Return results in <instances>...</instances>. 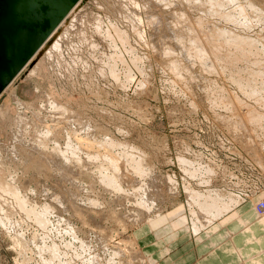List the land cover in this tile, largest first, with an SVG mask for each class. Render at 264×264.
Returning a JSON list of instances; mask_svg holds the SVG:
<instances>
[{"label": "rangeland", "instance_id": "374dc122", "mask_svg": "<svg viewBox=\"0 0 264 264\" xmlns=\"http://www.w3.org/2000/svg\"><path fill=\"white\" fill-rule=\"evenodd\" d=\"M79 1L80 0H62V2L59 4L61 5L59 6V14L62 13L61 11L69 2L71 3L66 7L63 12L65 14L60 17L53 30L42 41L38 49L45 43L51 33L58 27V25L63 21V19ZM179 1L180 0H166V3L168 2L167 5L157 0H84L81 5V16L78 17L75 21L76 25L75 23H73L68 30H66L67 27L60 30L58 46L55 49L53 48L48 55H45L43 58H37L35 61H33V63H30L28 67H26L23 72L19 74L23 67H25L24 65L18 72L19 75L17 74L18 77L14 80L15 82H13L8 87V89H6L0 96V159H2V161L5 163V165L0 168V186L3 187L10 185L14 187V185H16V187H23V185H29L28 189L32 190L33 188H35L33 190H38V199H45L46 196L48 197L46 198V200L40 199L42 203H54L57 211L56 214L58 213L61 214L64 218L66 217L65 219L71 222V228L76 227V229L78 230L77 231L74 228L75 234H77V239L75 238L76 236H74L75 234H73L72 230H68L67 224L65 222H61L59 224V228L58 219L53 216H51V220H53L52 222L55 223V226L58 227H56L58 230L56 231L53 229L52 232H49V229L47 233L48 235L46 234L45 236L49 237V241L51 240L53 242H56L58 245H61L62 251L66 253L68 252L67 255L68 257H70V260L74 262V264H85L82 260H79L78 254L82 255L83 258H89L96 255H99V257L102 256V263L105 264V255L102 254L103 249L102 245H100L101 240L98 239L100 234L98 238L96 237L98 233H101V230L104 229L103 231H107L110 234L113 229H118L117 231L120 234H116L118 237H115L114 240L116 241L113 242L118 243L119 241H121L119 243L125 246V244H127L125 243L127 239L133 237V231L136 229L135 227L148 221L145 219H141V221L135 223L134 219L128 216V218L130 219L129 220L125 216L124 212V216L126 218L121 215L124 227L121 226V228H119V226L117 227L115 223H111L112 221L105 222L104 220L101 223V220H94L88 217L91 213L94 215L96 213V210L102 213L103 210L101 209L104 207H108L109 209L114 207H116V209L119 208V204L116 203L118 202L116 195H114L113 193L110 194V191H108L110 193L107 192V189L100 180V176L96 174L97 169L99 166H101L100 164H102L103 160L93 159L94 161H90L88 163V154L94 155V153H100L104 155L105 153H108L110 151V154L114 153L112 155L116 156V158L119 160L118 164L121 170L124 169L123 167H125L129 171H131L132 168L130 170V167H128L127 160L125 161L124 158L118 157L117 154H122L123 150H126L131 158L136 157L137 160L143 159L145 167L149 169V171H153V179L156 181L155 182L153 180L152 182V179H149L150 181L147 180L148 182L145 185L147 189L149 187L151 191L154 192V190L152 189L153 187L157 192V194L155 193L154 195H157L158 197L156 198L157 200L155 199L156 205L158 207L155 206L154 211H152L154 213L151 212L150 214L152 216H155L154 214H161L163 216L162 219H166L169 214L171 217L173 212H177L178 208L180 209V211H178L179 213H182L183 210V212L186 214V217H191L188 211L189 209L186 206L185 198H187V196H184L183 190L184 183H188L189 180L192 181V183H196V180L197 183H206L210 181L211 184L214 183L213 187L219 189L220 192H225L223 190L237 189V193L242 194V196L247 195L248 199H253L260 194H264V173L262 172V170L264 169L261 167L263 166L262 164L264 163V159H256L257 157L258 159L260 158L256 154V152L261 156L260 159L264 158V145H262L264 144V121H262V119L264 120V118L262 117V115L264 116V105H262L264 101L259 99H264V78H262L263 76L261 77L263 83L260 82L261 79L259 78V76L263 75L264 73V63H262L264 62V59H262L264 58V49H262L264 48V25H258L257 28L255 27L252 31L250 30V32L247 31L246 33L245 31L237 29L239 30L237 32L248 34L253 38L259 36V38L262 39L263 37L262 42H259L260 45L259 43H257V48L255 46L253 47V54H255L256 56L259 54V57L257 59L253 54H251L248 57L249 62H247L245 59L238 61L239 63H241L240 65L238 62L237 64H230L225 62V65H222V67L224 68H221L219 71H215L217 73L210 72L203 66V62L199 60L196 53L197 50L195 49L196 46H193V44L195 43L187 41L189 38L187 39L186 36L189 31L187 30V32H184L185 28H183L181 24V18L184 19V17L188 15L195 19L196 22H199V18H203L205 21L210 19L212 20L213 18L207 16L206 13H202L199 7L195 6V4H191L193 3L192 0H185V2L183 0H181L180 2ZM255 1L262 8H264V0ZM187 2H189L190 4ZM164 6H166L167 8L165 7L166 9H164ZM5 7H7L6 3L0 0V20L3 18L4 14L1 13H3ZM8 10L9 9L7 8L6 11ZM34 12L38 13L39 11ZM33 13L32 15L35 14ZM152 14L154 17H160V21L162 22L161 26L157 23H155V25L149 23L148 18ZM205 16L207 17V19ZM212 21H214V23H216L220 27L226 25L221 22L220 19H213ZM19 22L22 23V21ZM36 25H38L37 22ZM17 26H20L19 23H14L12 25V32L17 31V28H27V24H25V26L21 25V27ZM111 29H115L116 31L118 29L119 33H122V31H124L123 35L125 37V40L117 38L115 36L112 37L110 34H108L107 31ZM202 29L201 26H197L196 32L197 30H199V32L202 33ZM209 29L204 28V30H206L204 32L207 33ZM231 29L236 28L232 27ZM180 33L182 35L185 33L184 41L175 39V36L177 34L179 35ZM54 42L56 41L52 40L50 46H52ZM222 42L224 43V41H220L218 45H223ZM126 44H128L129 46ZM191 46L193 47V50ZM129 48L130 50L132 49L134 51L133 55L132 51H129ZM38 49L33 52L27 63L31 60V58L34 57ZM190 49L192 51V57L190 55ZM168 53L169 55H167ZM220 53L224 52L220 51ZM118 56L120 57L118 58ZM221 56L226 57L225 54ZM196 58H198V61L196 60ZM120 59L123 61H121ZM133 60L135 61L133 62ZM254 61H258V63H254ZM132 62H136V65ZM227 64H229V68H231V65H233L231 68L232 71L228 69ZM246 64L249 65V69L248 65ZM114 65H116V68H114ZM235 66L237 68H235ZM257 66L259 68L261 66L262 70ZM233 69H235L236 72L235 70L233 71ZM251 70H255V72H251ZM260 70L262 74L258 73V75L260 74L259 76L255 75V73L260 72ZM110 71L115 72L114 74H111ZM116 71L118 74L116 73ZM226 71L229 75H227ZM242 71H246V74L250 75L248 76L246 74H239L243 73ZM253 72L254 76H258V79L256 77H253L251 79L250 76H252L251 73ZM32 73L33 75H31ZM125 73L127 75H131V77L129 79H126L127 75ZM236 75H240L239 78H241L244 83H248L249 81L255 82L257 79V81L255 82V86L258 87V91H262V94L260 93L258 95V93L256 92V97V95H254L255 93L251 92V94L249 92V89H245L246 91H244V89H242L240 86H237L238 84H236V81L234 80L235 77H237ZM258 84L261 86V88L260 86H258ZM3 90L4 89H2L0 93ZM243 91L245 94H247L248 91L250 95H254L255 97L253 96L252 98V96L248 94L245 95L243 94ZM254 98L256 100L259 99L257 100V102H259L262 107L258 103H256V100ZM51 102H54L58 105H51ZM54 106H58L61 110L54 108ZM61 106L65 108V111ZM251 107L252 110H256V112H254L256 113V115L252 113L253 111L249 112V110H251ZM54 110H56L57 112ZM259 113L262 115H260ZM249 114H251L250 116H253L250 117ZM258 114L261 118L257 116ZM238 117L241 118L237 120ZM246 117H249L248 120ZM253 117L255 118L256 123L253 121ZM256 118L258 120H256ZM243 119L245 120L243 121ZM258 121L261 122V125H259ZM55 127L58 129H56ZM235 128H237V131H239L237 132ZM58 131H60L61 133H58ZM70 134L74 136V138L71 136V140L75 139L74 141L72 140L73 142L76 141V137L80 136L83 138L89 137L88 139L91 142L95 143L93 148H85L86 150H88H85L87 154L84 152L80 155L81 160L85 164H88L87 170H85L87 174H85V171H83L80 167H76V169L78 168L79 172L74 168H72L73 170L71 169L72 180L75 179L76 182L74 183V185H72L73 182L71 183L70 181L61 179L64 170V168L62 167V163H59L57 168L55 167L54 169H52V172H55L53 175L49 166V162L48 160L46 161V156L44 155L45 151L46 154H49L51 152V147L55 145L54 143L56 142V139L57 142H59L60 145L64 147ZM44 135L45 137H43ZM44 138H48L49 141ZM45 140L46 142H44ZM106 140L110 141L111 144L114 142V144L121 145L122 147H117L116 149H114V152L110 148H107L106 150V148H104V142ZM250 141L254 142L250 143ZM36 143L37 148H35ZM247 143L253 145L255 144L254 147L251 146L252 149L254 148V151H256L254 152L255 155H253L254 153L250 154L247 152ZM37 150L39 151L37 152ZM29 151L33 152H30L32 155H29ZM42 153L45 156L44 158L42 155H40ZM29 156H31L32 160ZM33 156L35 157V159ZM185 157L186 161H192L191 163H194L192 165L193 168L191 166L190 169V167L188 166L189 168L187 169V165L184 164L185 162L183 163L184 159H182ZM37 158H40V161ZM33 159L36 160L35 163ZM57 159L59 160V158ZM178 160H180L182 163ZM256 160L258 161V165L260 166L255 163ZM261 161L263 162L262 164ZM42 162L44 163L46 168H44V166L40 167V165H38ZM33 163L36 165V167H34L35 165ZM104 163H106L105 165H108L107 162L104 161L103 164ZM198 163H200V166L198 165ZM90 164L92 165L90 166V170L88 171V166ZM201 165L205 166L201 167ZM47 166L49 168H47ZM207 167V172L212 171L213 174L209 173L207 177L204 178L206 174L202 172H204ZM186 169L188 171L189 169L190 171L192 170L191 172L197 171L198 169V174H201L199 177L200 179L191 178ZM44 170L46 174L44 173ZM81 170L83 172H80ZM57 171L58 175L56 174ZM183 171L188 174L190 179H187L189 177L187 176V174L185 175ZM90 172L92 173V175ZM132 173L133 171L127 172V175L131 177L134 176L133 178H135L136 175H133ZM51 175L54 177H51ZM96 176H99V180ZM13 177L16 178L14 179ZM82 177L84 179L86 178L85 180H83L84 182L82 181ZM168 177L171 178V180L175 181L173 184L176 183L178 186L179 192L175 197L174 195H171L170 192H167L166 183L169 184ZM26 179L27 181L25 182ZM55 179L56 181L58 179V181L56 182ZM76 180H79L80 182H77ZM16 181H18V183ZM64 181L66 183H64ZM51 182L52 184L54 182L55 185H51ZM92 182L95 184H93ZM98 182H100L101 184ZM90 185L95 188L93 192L91 190L93 189V187ZM156 185H158V187ZM73 186L76 187L74 188ZM159 186L161 188H159ZM2 190L3 188H0V210L3 211L2 213L0 211V218L2 217L1 219H3V222L0 223V264H17V262H19L18 260H20L21 257L19 256V252H17L18 249L14 247V244L5 228L7 225L5 222L9 220L5 217L6 214L12 213V221L15 222V220H20L22 223L26 224L21 225H23L24 235L29 241L32 240L33 234L37 232L41 235V237H44V232L43 230H41L42 228L38 230L39 226L35 222H31V220L29 221L28 218H23L25 221L20 218L22 217V214L19 213L16 208H14L13 196L11 198L10 194L4 193L5 190ZM42 190L43 192L45 191V194L42 192ZM66 190L70 191H67L66 193ZM76 190H78V192L80 191V194L78 193L80 196L77 194V192H75ZM95 190H97V194ZM160 190H162L163 192H161ZM46 192L48 193V195ZM72 192L74 194H72ZM90 192L92 194H90ZM40 193L43 194L41 195ZM87 193L88 197L85 196ZM31 194L32 193H29V196ZM57 194H59L60 196ZM71 194L74 195L77 200H75V197ZM160 194L163 196L162 199V196ZM52 196H56V198L58 197L60 199L62 196V201H52L50 199V197ZM30 197L33 198L34 195H31ZM115 198L116 202L114 200ZM263 198L264 195L261 199ZM48 199L50 201H48ZM94 199L99 203H102L103 206L101 208L91 207L89 205V201H95ZM72 201H76L77 203L81 202L78 203L80 205H83L85 203L84 206H87V209L83 206L82 208L81 206L79 207L84 211L86 209L85 212L88 211L89 215L85 212L84 214L86 215L85 217L87 219H91L90 221H88L89 224L84 225L83 222H80L82 220L78 221V218L80 217L77 215H73L72 212V215L70 212H64L63 206L67 207L72 203ZM112 201H114L115 203H113ZM56 203L60 204L57 205ZM108 203L110 204V206L108 205ZM179 203L182 204L180 205V207L178 206ZM122 204H125L128 210L131 209L129 210V214L130 212H132L133 216V213L135 212L134 210L136 208L133 206L134 209L132 210L133 207L130 203ZM128 204L131 206V208H129ZM71 205H73V203ZM58 206H60L59 208H61V210H59ZM159 207H162V211ZM158 209H160V212H158ZM10 210H12V212ZM15 210H17L18 212L16 213ZM90 210L93 212H91ZM101 213H99L98 216H100ZM94 216L96 218L97 214H95ZM4 217L6 218V220ZM173 219L178 220V217L175 215L173 216ZM93 220L94 222L98 223H96L97 227L101 230H98L96 224L94 225ZM34 223L36 225H34ZM2 224L5 225V227H3ZM81 224H83L84 227ZM55 226L51 228H55ZM77 227L81 229V232ZM88 227L90 231H85L89 230ZM8 228L9 230L13 229L18 231L21 229V227H17L15 225L11 226L10 224ZM93 230L95 231V233ZM114 230L112 231V233H114L115 235ZM67 231L68 233L71 231L72 234H68ZM86 232L88 235H86ZM84 234L87 241L86 243H90L89 247L86 248H84L79 241V238L85 239ZM69 235L70 237L73 235L74 238H70ZM63 243H70L72 244V247L68 248L66 247V245H63ZM32 244L33 243H30L29 246L30 253L32 255H36V253L38 252V256L36 255L37 257H35V259L30 264H39L40 261L38 260H40V249L36 248L35 245ZM74 247H76L77 250ZM90 249H92L91 253L89 251ZM72 250L74 251L72 252ZM76 253L77 255H75ZM71 255H73L74 259ZM134 256L135 254L132 253V257ZM108 258L109 257H107V259Z\"/></svg>", "mask_w": 264, "mask_h": 264}, {"label": "bare ground", "instance_id": "6f19581e", "mask_svg": "<svg viewBox=\"0 0 264 264\" xmlns=\"http://www.w3.org/2000/svg\"><path fill=\"white\" fill-rule=\"evenodd\" d=\"M4 3H6V5H7V7H5L4 8V11H3V13H1V14H4L3 15V18L0 20V84L1 83H5V80L7 79V77L9 76H7L6 77V79L5 80H3L4 78L2 77L3 75H2V72H4V71H8L9 70V72H7V74H10V73H12L15 69H17L18 67H19V65L17 66H15V67H13L14 65H15V62H16V60H17V64H22L24 61H25V59L32 53V51H31V53L30 54H28L29 52H30V50L32 49V47L36 44V42L43 36V34L47 31V29L53 24V21L55 20V17H56V13H57V10L59 9V6H61V5H59L61 2H62V0H2ZM150 1V0H149ZM157 1H159V2H162V3H164V4H167L166 3V0H157ZM171 1V0H170ZM181 1V0H180ZM179 1V2H180ZM184 2H185V0H183ZM182 1V2H183ZM189 1H191V0H189ZM193 1V3H191V4H195V6H197V7H199V9L201 10V12L202 13H206V15L207 16H209V17H212L213 19H220L221 20V22H223L224 24H226L225 26H219V25H217L216 23H214V21H212L211 19L210 20H207V21H205L203 18H199V22H196L195 21V19H193L191 16H188V15H186V17H184V19H182L181 18V24H182V26H183V28H185L183 31L184 32H187V30L189 31L188 32V34H189V36H188V34H187V41H190V42H194L195 44H193V46L195 47V49L197 50V56H198V58H199V60H201L202 62H200V63H202V64H204L203 66L206 68V70H208V71H210V72H215V71H219L221 68H224V67H222V65L225 63V62H227V63H230V64H237V62L238 61H240V60H242V59H245L247 62H249L248 61V57H249V55H251V54H253V50H254V46L257 48V43H259V42H262V40H263V37H262V39L261 38H259V36L258 37H255V38H253V37H250L248 34H245L247 31H249L250 32V30L252 31L253 30V28H257V26L258 25H264V8H262L255 0H192ZM84 2V0H80L72 9H71V11L68 13V15L63 19V21L58 25V27L51 33V35L48 37V39L45 41V43L36 51V53H35V55H34V57L33 58H31V60L27 63V64H25V67H23V69L19 72V74L21 73V72H23V70L26 68V67H28V65L30 64V63H33V61H35L37 58L39 59V58H43L45 55H48L49 53H50V51L54 48H56L57 46H58V41H59V33H60V30L61 29H65L66 27H67V29L66 30H68L69 29V27H71V25L73 24V23H75V21L77 20V18L78 17H80L81 16V13H82V11H81V5H82V3ZM156 2V1H155ZM71 2H69L66 6H65V8L63 9V11H62V13L58 16L59 18L58 19H60V17L63 15V14H65V13H63L64 12V10L66 9V7L70 4ZM153 3V2H152ZM187 3H189V2H187ZM261 3V2H260ZM150 4H151V2H150ZM174 4V3H173ZM190 4V3H189ZM161 5V4H160ZM168 5V4H167ZM194 6V5H193ZM166 6H164V9H166L165 8ZM7 8L9 9L8 11H6L7 10ZM197 9V8H196ZM34 11H39L40 12V15H38V18H45L44 19V23H43V25L45 24L46 26L44 27V28H36V27H34V31L32 32V31H29L28 32V34H32V35H30L29 36V38L28 39H23L22 40V45H21V48H20V53L18 54V55H16V57L14 56V54H12V55H10V54H6V52H4V50L5 49H7V48H5V45L7 44V42H8V40H9V38L10 37H12V36H14L13 34H12V25L15 23V24H17V22H19V21H22V20H33V15H32V13L34 12ZM164 11V10H163ZM6 14H5V13ZM35 13V12H34ZM33 13V14H34ZM183 16V15H182ZM202 17V16H201ZM206 17V16H205ZM208 17V18H209ZM180 19V18H179ZM206 19H207V17H206ZM148 20H149V23H151V24H154L155 25V23H157V24H160V26H161V21H160V17L159 18H157V17H154L153 16V14L151 15V16H149V18H148ZM163 20V19H162ZM82 21V20H81ZM198 21V20H197ZM182 22H184V23H182ZM27 25H29V24H27ZM75 25H76V23H75ZM163 25V24H162ZM197 26L198 27H200L201 26V29H202V33L201 32H199V30H197V32H196V29H197ZM30 27H33V25H30ZM74 27V26H73ZM72 27V28H73ZM167 27V26H166ZM224 27V28H223ZM232 27H235L236 29H231ZM47 28V29H46ZM204 28H207V29H209L208 31H207V33H205L204 31H206V30H204ZM101 29V28H100ZM108 29H110V28H108ZM237 29H240V30H242V31H245V33L244 34H242V33H239V32H237V31H239V30H237ZM154 30V29H153ZM177 30V29H176ZM175 30V31H176ZM191 31V32H190ZM201 31V30H200ZM106 32V31H105ZM108 32V34H110L112 37H117V38H120V39H123V40H125V37H124V35H123V33H124V31H122V33L120 32L119 33V30L117 29V31L115 30V29H111V30H109V31H107ZM177 32H180V31H177ZM241 32V31H240ZM176 33V32H175ZM185 34V33H184ZM182 35L181 33L178 35H176L175 36V39H177V40H179V41H184V39H185V35ZM127 35V34H126ZM172 35V34H171ZM11 39V38H10ZM17 39V41H18V43L17 44H19L20 43V41H21V39L20 38H16ZM30 39V40H29ZM115 39V38H114ZM52 40H55L56 42H54V44L52 45V46H50V44L52 43ZM164 41V40H163ZM174 41V40H173ZM220 41H224V43L222 42V44L223 45H218V43H220ZM127 42V41H126ZM126 42H124V43H126ZM210 42V43H209ZM123 43V44H124ZM122 44V43H121ZM128 44H129V41H128ZM128 44H126V45H128ZM183 44V43H182ZM186 44V43H185ZM188 44H189V42H188ZM209 44H210V46H211V48H210V46H209ZM262 44V43H261ZM60 45V44H59ZM177 45V44H176ZM179 45V44H178ZM259 45H260V43H259ZM124 46V45H123ZM129 46V45H128ZM190 46V45H189ZM263 46V45H262ZM49 47H51V48H49ZM117 47V46H116ZM127 47V46H126ZM192 47V46H191ZM131 48V47H130ZM130 48H129V51H132V55L134 54L133 52V50L131 49L130 50ZM260 48H262V47H260ZM125 49V48H124ZM168 49V48H167ZM194 49V50H195ZM262 49H264V48H262ZM192 50H193V47H192ZM256 50V49H255ZM258 50V49H257ZM261 50V49H260ZM118 51V50H117ZM126 51H128V50H126ZM188 51V50H187ZM186 51V52H187ZM220 51H222V52H224V53H220ZM194 52V51H193ZM255 52V51H254ZM258 52H260V51H258ZM264 52V51H263ZM170 53V52H169ZM169 53L167 54V55H169ZM190 55H191V57H192V51H191V49H190ZM260 53H262V52H260ZM131 54V53H130ZM225 54V56L226 57H224V56H221V55H224ZM257 54V53H256ZM26 55H28V56H26ZM119 55V54H118ZM254 56H255V58L257 59L259 56V54L256 56L255 54H253ZM262 55V54H261ZM26 57V58H25ZM120 56H118V58H119ZM131 57H133V56H131ZM196 57V56H195ZM246 57H247V59H246ZM251 57V56H250ZM263 57H264V55H263ZM25 58V59H24ZM109 58V57H108ZM136 58H137V55H136ZM198 58H196V60L198 59ZM24 59V60H23ZM110 59V58H109ZM116 59V58H115ZM123 59V58H122ZM134 59H135V57H134ZM251 59V58H250ZM260 59H261V57H260ZM259 59V60H260ZM262 59H264V58H262ZM23 60V61H22ZM121 60V59H120ZM245 60H244V63H245ZM252 60V59H251ZM112 61V60H111ZM121 61H123V60H121ZM135 60H133V62H134ZM137 61V60H136ZM198 61V60H197ZM253 61V60H252ZM251 61V62H252ZM132 62V63H133ZM242 62V61H241ZM246 62V63H247ZM261 62V61H260ZM136 63V62H135ZM135 63H133V64H135ZM140 63V62H139ZM239 63V62H238ZM254 63H258V61L257 62H255L254 61ZM262 63H264V62H262ZM128 64V63H127ZM208 64H210V65H208ZM215 64V65H214ZM241 63H239V65H240ZM249 64V63H248ZM248 64H246V65H248ZM136 65V64H135ZM199 65V64H198ZM225 65V64H224ZM223 65V66H224ZM228 65V69H230L231 70V68H232V66L233 65H231V68H229L230 66H229V64H227ZM243 65V64H242ZM254 65H257V64H254ZM254 65H252V66H254ZM263 65V64H262ZM138 66H139V64H138ZM264 66V65H263ZM13 67V68H12ZM240 67V66H239ZM258 67V66H257ZM38 68V67H37ZM110 68H111V66H110ZM114 68H116V65H114ZM235 68H237L236 66H235ZM241 68H242V66H241ZM244 68V67H243ZM259 68V67H258ZM140 69V68H139ZM227 69V68H226ZM248 69H249V65H248ZM259 69H261L262 70V67L260 66V68ZM264 69V68H263ZM39 70V69H38ZM114 70H116V69H114ZM222 70H224V69H222ZM235 69H233V71H234ZM239 70V69H238ZM247 70V69H246ZM261 70H260V72H256L255 73V75H258V73H260V74H262L261 73ZM16 71V70H15ZM113 71V70H112ZM129 71V70H128ZM141 71H143V70H141ZM232 71V70H231ZM248 71H250V70H248ZM252 71H254L255 72V70H251V72ZM257 71V70H256ZM264 71V70H263ZM111 72V71H110ZM115 72V71H114ZM114 72H111V74L113 73L114 74ZM235 72H236V70H235ZM243 72V71H242ZM254 72L253 73H251V75L252 76H250L251 77V79L253 78V77H256L257 79H258V76L260 75H258V76H254ZM38 73V72H37ZM116 73H117V71H116ZM115 73V74H116ZM215 73H217V72H215ZM219 73V72H218ZM226 73H227V71H226ZM228 73H229V70H228ZM227 73V75H229ZM247 72L245 71V72H243V73H239V74H246ZM18 74V75H19ZM118 74V73H117ZM126 74V73H125ZM129 74V73H128ZM144 74V73H143ZM5 75H6V73H5ZM18 75L10 82V84H8L7 86H5V88H4V90L0 93V96H1V94L6 90V89H8V87L13 83V82H15L14 80L18 77ZM31 75H33V73L31 74ZM127 75V74H126ZM246 75H248V74H246ZM250 75V74H249ZM248 75V76H249ZM233 76V75H232ZM237 77H235V83L236 84H238L237 86H240L242 89H244V91H246L245 89H249L250 91V93L251 92H253V93H255L254 95H256V97H257V94H256V92L258 93V95L261 93L262 94V91L260 92V91H258V87H256L255 86V82L257 81V79H256V81L254 82V81H249L248 83L246 82V83H244L243 82V80L241 79V78H239V76L238 75H236ZM244 76V75H243ZM248 76H246V77H248ZM263 76V77H262ZM131 77V75H127V77H126V79L128 78H130ZM185 77V76H184ZM242 77V76H241ZM246 77H244V78H246ZM261 77L262 78H264V73H263V75H260L259 76V78L261 79ZM133 79V78H132ZM233 79V78H232ZM249 80H250V78H249ZM253 80H255V79H253ZM264 80V79H263ZM245 81V80H244ZM258 82H259V80H258ZM257 82V83H258ZM260 82L261 83H263L262 82V79L260 80ZM4 83H3V85H4ZM233 83V82H232ZM256 83V84H257ZM234 84V83H233ZM235 84V85H236ZM1 86V85H0ZM258 86H260L259 84H258ZM188 87V86H187ZM209 88V87H208ZM260 88H261V86H260ZM263 88V87H262ZM241 91V90H240ZM244 91H243V94H245L244 93ZM217 92V91H216ZM247 94L248 95H250L249 93H248V91H247ZM247 94H245V95H247ZM252 94V93H251ZM254 95H250V96H252V98H253V96ZM263 95H264V92H263ZM263 95H261V96H263ZM261 96H258V97H261ZM247 97V96H246ZM255 97V96H254ZM264 97V96H263ZM249 98H251V97H249ZM217 99V98H216ZM255 99V98H254ZM260 100H263L264 101V99L262 98H259ZM259 99H257V100H259ZM256 100V99H255ZM257 100H256V103H258L259 104V102H257ZM255 102V101H254ZM261 102V101H260ZM102 103V102H101ZM263 103V102H262ZM261 103V104H262ZM51 105H58V104H56V103H54V102H51L50 103ZM35 105V104H34ZM260 105V104H259ZM262 105H264V103L262 104ZM261 106V105H260ZM62 107V106H61ZM262 107V106H261ZM33 108V107H32ZM54 108H57L58 110L60 109L58 106H54ZM53 108V109H54ZM63 108V107H62ZM65 108H63V110H64ZM250 109V108H249ZM249 109H247V110H249ZM260 109V108H259ZM61 110V109H60ZM67 110V109H66ZM54 111H56V110H54ZM65 111V110H64ZM250 111H253L252 113H254V112H256V110L254 111V110H252V107H251V110H249V112ZM57 112V111H56ZM238 112V111H237ZM248 112V111H247ZM141 113V112H140ZM262 113V112H261ZM5 114V113H4ZM7 114V113H6ZM233 114V113H232ZM255 115H256V113H254ZM260 114V113H259ZM259 114L257 115L258 117H259ZM1 115V114H0ZM251 114H249V116H250ZM254 115V116H255ZM260 115H262V114H260ZM236 116H239V115H236ZM243 116V115H242ZM248 116V115H247ZM253 116V115H252ZM252 116H250V117H252ZM257 116H255V117H257ZM1 117V116H0ZM6 117V116H5ZM7 117H8V115H7ZM34 117V116H33ZM233 117V116H232ZM257 117V118H258ZM262 117L264 118V116L262 115ZM51 118V117H50ZM239 118H241V117H238L237 118V120L239 119ZM242 118H244V117H242ZM247 118V117H246ZM249 118V117H248ZM248 118H247V120H248ZM254 118V117H253ZM256 118V120H258ZM259 118H261V117H259ZM8 119V118H7ZM20 119V118H19ZM3 120V119H2ZM6 120V119H5ZM65 120V119H64ZM245 119H243V121H244ZM260 120V119H259ZM1 121V120H0ZM7 121V120H6ZM241 121V120H240ZM254 122H255V118H254V120H253ZM262 121H264L263 119H262ZM5 122V121H4ZM60 122V121H59ZM66 122V121H65ZM68 122V121H67ZM227 122V121H226ZM259 122V125H261V122L260 121H258ZM3 123V122H2ZM11 123V122H10ZM30 123H32V122H30ZM256 123V122H255ZM263 123V122H262ZM4 125V124H3ZM255 125V124H254ZM6 126V125H5ZM248 126V125H247ZM236 127V126H235ZM238 127V126H237ZM56 128V127H55ZM55 128H53V129H55ZM89 128V127H88ZM239 128H240V125H239ZM1 129V128H0ZM56 129H58V128H56ZM63 129V128H62ZM80 129V128H79ZM87 129V128H86ZM233 129V128H232ZM236 129V131H237V128H235ZM257 129V128H256ZM263 129V128H262ZM10 130V129H9ZM244 130V129H243ZM49 131V130H48ZM47 131V132H48ZM52 131V130H51ZM62 131V130H61ZM66 131V130H65ZM239 131V130H238ZM237 131V132H238ZM248 131V130H247ZM256 131V130H255ZM1 132V131H0ZM60 131H58V133H59ZM245 132V131H244ZM254 132V131H253ZM12 133V132H11ZM52 133V132H51ZM56 133V132H55ZM61 133V132H60ZM72 133V132H71ZM76 133V132H75ZM255 133V132H254ZM260 133V132H259ZM258 133V134H259ZM43 134H45V133H43ZM57 134V133H56ZM73 134H74V132H73ZM30 135V134H29ZM49 135V134H48ZM52 135V134H51ZM50 135V136H51ZM59 135V134H58ZM57 135V136H58ZM250 135V134H249ZM12 136V135H11ZM56 136V137H57ZM60 136V135H59ZM74 138V136L73 135H69V137L67 138V141H66V143H65V145H64V147L62 146V145H60V143L59 142H57V139L55 140L56 142L54 143L55 145L53 146V147H51V152L49 153V154H46V151L44 152L45 154V156H46V161L48 160V162H49V166H50V169H51V172H52V169H54L55 167L57 168L58 167V165H59V163H62V167L64 168V170H63V173H62V178L61 179H63V180H65V181H70L71 183L73 182V184L72 185H74V183H76L75 182V179L74 180H72V175H71V169L72 168H74V169H76V167H80V168H82V170L83 171H85V170H87V165L88 164H85L82 160H81V154H83L84 152H85V150L86 149H88V148H93L94 147V144L95 143H93V142H91L88 138H83V137H76V141L75 142H73L75 139H72L71 140V138L72 137ZM76 136V135H75ZM78 136V135H77ZM251 136V135H250ZM41 137V136H40ZM43 137H45V135L43 136ZM246 137V136H245ZM248 137V136H247ZM236 138V137H235ZM17 139V138H16ZM22 139V138H21ZM44 139H47L48 140V138H44ZM54 139V138H53ZM64 140V139H63ZM15 141V140H14ZM37 141V140H36ZM35 141V142H36ZM40 141V140H39ZM49 141V140H48ZM262 141V140H261ZM5 142V141H4ZM42 142V141H41ZM44 142H46V140L44 141ZM116 142V141H115ZM254 142V141H253ZM252 141H250V143H253ZM39 143V142H38ZM40 144V143H39ZM248 145H247V147H246V149H247V152L248 153H250V154H252V153H254V152H256V151H254V148L252 149V147L251 146H253L254 147V145L253 144H249V143H247ZM261 144V143H260ZM10 145V144H9ZM44 145H46V144H44ZM262 145H264V144H262ZM34 147V146H33ZM46 147V146H45ZM44 147V148H45ZM100 147V146H99ZM102 147V146H101ZM117 147H122L121 145H117V144H114V142L111 144V142L110 141H105L104 142V148H106V150H107V148H110L113 152H114V149H116ZM256 147V146H255ZM264 147V146H263ZM35 148H37V143H36V147ZM35 148H34V150H35ZM86 148V149H85ZM96 148V147H95ZM27 149V148H26ZM46 149V148H45ZM126 149V148H125ZM257 149V148H256ZM255 149V150H256ZM31 150V149H30ZM47 150V149H46ZM39 150H37V152H38ZM40 151H42V150H40ZM86 151H88V150H86ZM128 151V150H127ZM259 151V150H258ZM31 151H29V153H30ZM94 152V151H93ZM107 152V151H106ZM31 153H33V152H31ZM29 154V155H32V154ZM86 153V152H85ZM111 152L109 151L108 153H105L104 155H102V154H100V153H94V155H90V154H88L87 155V158H88V163L90 162V161H94L93 159H96V160H103L102 161V164H100L99 162V164L101 165V166H99L98 167V169H97V173L96 174H98L99 176H100V180H101V182L104 184V186H105V188L107 189V192L108 191H110V192H108V193H110V194H114V195H116V197H117V201L118 202H116V198L114 199L115 200V202L116 203H118L119 204V208H117L116 209V207H114V205H113V207L114 208H108V207H104V208H102L101 210H103V212L101 213V212H98V210H96V213L95 214H97V217L95 218V214L93 215L92 213L89 215V213H88V211L87 212H85L86 211V207L87 206H84V204L83 205H80V204H78V203H81V202H73L72 201V203H73V205H68L67 207L66 206H63V210H64V212H72L73 213V215H77V216H79L80 218H78L79 220L78 221H80V220H82V221H80L81 223L83 222V224L84 225H87V224H89L88 223V221H90L89 219H87L85 216V214H84V212L86 213V214H88L89 216L88 217H90V218H92V219H94V220H101V223L105 220V222H107V221H112L111 223H115L116 224V226L118 227L119 226V228H121V226L122 227H124V224H123V221H122V219H121V215L122 216H124V212H125V216L128 218V216H130V218H132V219H134V222L136 223V222H138V221H141V219H145V220H148L147 222H145V223H143V224H140V225H138L137 227H135L136 229H138L139 227H142V226H145L146 224H150L152 227H159V226H162V225H164V224H166V223H168V222H170V220H171V218H173V216H177L178 217V220H180V221H182L184 224H186V225H188L189 227H190V229L192 228L193 229V231H194V233L196 234V235H198L200 232L202 233V232H205V231H207L208 229H210L211 227H213L214 225H216V223H218L220 220H223V219H225L226 218V216H229L235 209H237L240 205H242L243 203H245V202H247L249 199L251 200L252 198H247V195H245V196H242V194H240V193H237V189L236 190H223V191H225V192H220L219 191V189H216L215 187H213V184H211V182L209 181V182H206V183H200V182H198L197 183V180H196V183L195 182H193L192 183V181H188V183H184V186H183V190H184V196L186 195L187 196V198H185L186 199V206L188 207V211H189V214H190V216L191 217H186V214L183 212V210H182V213H179L178 211H180V209L178 208L177 209V212H173V214H172V216L170 217V214L167 216V218L165 219V218H163L162 219V215L161 214H154L155 216H152L150 213L152 212V211H154V209H155V206H157L156 205V201H155V199L156 198H158L157 197V195H154L155 193L157 194V192L155 191V189L152 187V189L154 190V192L153 191H151V189L148 187V189L146 188V184H147V180H149V179H152L151 181L153 182V178H154V175H153V171H149V169H147L146 167H145V164H144V160L143 159H141V160H137L136 159V157H133V158H131L130 157V155H128V153L126 152V150H123V153L122 154H117V156L118 157H122V158H124L125 159V161L127 160V165H128V167H130V170H131V168H132V170L131 171H133V175H136V177L135 178H137V179H135V178H133V177H131V176H128L127 175V172H131V171H129V170H127L125 167H123L124 169H122L121 170V168H120V166H119V164H118V159L116 158V156H113L112 154H114V153H112V154H110ZM87 154V153H86ZM256 154L261 158V156L256 152ZM40 155H42L43 156V158L45 157L44 155H43V153L42 154H40ZM253 155H255V153L253 154ZM257 155H256V157H257ZM2 156V155H1ZM34 156H36V155H34ZM33 156V157H34ZM85 156V155H84ZM30 157V159H31V156H29ZM182 157V156H181ZM184 157V156H183ZM57 158H59V160L57 159ZM258 159V157L256 158L257 160H263L264 158H262V159ZM34 159H35V157H34ZM33 159V161H34V163H35V161L36 160H34ZM38 159V158H37ZM40 159V158H39ZM38 159V160H39ZM83 159H84V157H83ZM86 159V158H85ZM182 159H184V161H183V163L184 164H186L187 166V169L190 167V169H191V166L194 164V163H191L192 161H186V157L185 158H182ZM181 159V160H182ZM21 160V159H20ZM32 160V159H31ZM42 160V159H41ZM45 160V159H44ZM44 160H43V162H44ZM56 160H58V161H56ZM190 160V159H189ZM256 160V162L255 163H257V165H258V161ZM30 161V160H29ZM32 161V162H33ZM40 161V160H39ZM45 161V162H46ZM107 162V164L108 165H105L106 163H104L103 164V162ZM179 162H181L180 160H178ZM40 163V164H38V165H40V167H42V166H44V168H46V166L44 165V163ZM260 162V161H259ZM33 163V164H34ZM182 163V162H181ZM263 162L261 161V164H262ZM11 164V163H10ZM24 164V163H23ZM41 164H43V165H41ZM48 164V163H47ZM96 164V163H95ZM260 164V163H259ZM5 165V163L2 161V159H0V168H2L3 166ZM35 165V164H34ZM33 165V166H34ZM92 164H90L88 167H89V169H88V171L90 170V166H91ZM98 165V164H97ZM178 165H179V163H178ZM183 165V164H182ZM198 165L200 166V163H198ZM207 165V164H206ZM209 165V164H208ZM263 166H261L263 169H264V163L262 164ZM23 166V165H22ZM189 166V167H188ZM197 166V165H196ZM205 165H201V167H204ZM258 166H260V165H258ZM34 167H36V165L34 166ZM33 167V168H34ZM96 167V166H95ZM195 167V166H194ZM217 167V166H216ZM13 168V167H12ZM11 168V169H12ZM38 168V167H37ZM47 168H49L48 166H47ZM60 168H61V165H60ZM78 168L76 169L77 171H78ZM149 168V167H148ZM184 168V167H183ZM192 168H193V166H192ZM196 168V167H195ZM218 168V167H217ZM262 168H260V169H262ZM32 169V168H31ZM185 169V168H184ZM186 169V171H187V173L189 174V176H191V178H194V179H200L199 177H200V175L201 174H198V169H197V171H193V172H191L190 171V169H189V171ZM201 169V168H200ZM204 169V168H203ZM34 170V169H33ZM40 170V169H39ZM59 170V169H58ZM73 170V169H72ZM75 170V171H76ZM80 171V172H83V171ZM182 170V169H181ZM196 170V169H195ZM205 170V169H204ZM212 170V169H211ZM37 171V170H36ZM35 171V172H36ZM42 171V170H41ZM47 171H50V170H47ZM54 171V170H53ZM95 171H96V169H95ZM201 171V170H200ZM208 171V167H207V169L204 171V172H202V173H205L206 174V176H204V178L205 177H207V175L210 173V174H213L212 173V171L210 172H207ZM14 172V171H13ZM12 172V173H13ZM62 172V171H61ZM79 172V171H78ZM161 172V171H160ZM184 172V171H183ZM262 172L264 173V170H262ZM15 173V172H14ZM37 173V172H36ZM39 173H40V171H39ZM44 173H45V170H44ZM43 173V174H44ZM53 173V172H52ZM55 173V172H54ZM54 173H53V175H54ZM59 173H60V171H59ZM91 173V172H90ZM90 173H88V174H90ZM156 173V172H155ZM185 173V175L187 174L186 172H184ZM38 174V173H37ZM46 174V173H45ZM57 175H58V171H57V173H56ZM85 174H87L86 173V171H85ZM94 174V173H93ZM131 174V173H130ZM160 174V173H159ZM188 174H187V176H188ZM39 175V174H38ZM79 175H81V174H79ZM91 175H92V173H91ZM184 175V176H185ZM203 175V174H202ZM215 175V174H214ZM217 175V174H216ZM15 176V175H14ZM99 176L97 177L98 178V180H99ZM188 176V177H189ZM212 176V175H211ZM51 177H54V176H52L51 175ZM91 177H93V176H91ZM165 177H167V176H165ZM203 177V176H202ZM209 177H210V175H209ZM10 178V177H9ZM14 178V177H13ZM16 178V177H15ZM14 178V179H15ZM18 178V177H17ZM41 178H42V176H41ZM56 178V177H55ZM78 178V177H77ZM76 178V179H77ZM83 178V177H82ZM157 178H160V177H157ZM187 178V177H186ZM213 178V177H212ZM211 178V179H212ZM215 178V177H214ZM22 179V178H21ZM80 179V178H79ZM86 179V178H85ZM84 178L82 179V181L83 180H85ZM156 179V178H155ZM168 179H169V184H167L166 183V186H167V192H170V194L171 195H174V197L175 196H177V194H178V192H179V189H178V186H177V184L175 183V184H173L175 181L174 180H171V178H169L168 177ZM183 179V178H182ZM187 179H190V177L189 178H187ZM210 179V178H209ZM221 179V178H220ZM63 180H62V182H63ZM185 180V179H184ZM203 180V179H202ZM201 180V181H202ZM206 180V179H205ZM27 181V179L25 180V182ZM55 181H56V179H55ZM57 181H58V179H57ZM56 181V182H57ZM64 181V183H66ZM77 181V180H76ZM150 181V180H149ZM155 181V180H154ZM165 181H166V179H165ZM187 181V180H186ZM14 182V181H13ZM17 183H18V181H16ZM23 182H24V179H23ZM22 182V183H23ZM29 182V181H28ZM77 182H80L79 180L77 181ZM84 182V181H83ZM82 182V183H83ZM156 182V181H155ZM154 182V183H155ZM168 182V181H167ZM185 182V181H184ZM204 182V181H203ZM213 182H214V180H213ZM10 183V182H9ZM16 183V184H17ZM30 183V182H29ZM28 183V184H29ZM63 183V184H64ZM71 183H68V184H71ZM93 183V182H92ZM98 183H100V182H98ZM151 183V182H150ZM6 184V183H5ZM20 184V183H19ZM27 184V183H26ZM31 184V183H30ZM42 184V183H41ZM57 184V183H56ZM77 184H79V183H77ZM87 184V183H86ZM93 184H95V183H93ZM101 184V183H100ZM137 184V185H136ZM11 185H12V183H11ZM36 185V184H35ZM51 185H55L54 184V182H53V184H52V182H51ZM71 185V186H72ZM152 185V184H151ZM183 185V184H182ZM20 186V185H19ZM29 186V185H28ZM27 185L26 186H24L23 185V187H16V185H14V187L13 186H10V185H7V186H3V187H1L0 186V188H3V190H5V192L4 193H8V194H10L11 195V198H12V196H13V201H14V208H16L18 211H19V213H21L22 214V217H20V218H28L29 219V221L31 220V222L33 221V222H35L36 224H38V226H39V228H38V230L39 229H41V230H43V234H44V237H41V235L37 232V233H35V234H33V237H32V240L31 241H29V240H27V238L25 237V235H24V232H23V225H21V224H24V223H22L20 220H15V222L14 221H12L11 219H13L12 218V216H13V214L11 213H9V214H6V218L7 219H9V220H7L5 223L7 224L6 225V227H5V225H3L2 224V226L3 227H5L6 228V230H7V233H8V235L10 236V238H11V240H12V242H13V244H14V247L16 248V249H18V251L17 252H19V256L21 257V259L20 260H18L19 262H17V264H30L34 259H35V257H37L38 255V252L36 253V255L35 254H31L30 253V248H29V246H30V243H33L34 245H35V247L36 248H38V249H40V253H39V256H40V260H38V261H40V263L39 264H74V262L73 261H71L70 260V257H68V255H67V253L66 252H64V251H62V249H61V245H58L56 242H53V241H49L48 239H49V237L48 236H45L47 233H48V230H49V232H52L53 231V229L54 230H58L57 228V226H55V223H53L52 221L53 220H51V216H53V217H55V218H57L58 219V226H59V224L61 223V222H65L66 224H67V228H68V230H72V232H73V234H75V230H74V228L76 229V227H72L71 228V222H69V220H67V219H65L61 214H56V207L54 206V203L53 202H50V203H42L41 201H40V199H38L39 198V192H38V190H33V189H35V188H33L32 190H30V189H28L29 187H28ZM59 186V185H58ZM57 186V187H58ZM77 186V185H76ZM76 186H73L74 188L76 187ZM90 186H92V185H90ZM95 186V185H94ZM98 186H99V184H98ZM157 187H158V185H156ZM51 187V186H50ZM56 187V186H55ZM72 187V188H73ZM79 187H81V186H79ZM85 187V186H84ZM93 187V186H92ZM100 187H101V185H100ZM37 188V187H36ZM43 188V187H42ZM49 188V187H48ZM52 188V187H51ZM71 188V187H70ZM159 188H161L160 186H159ZM222 188V187H221ZM38 189V188H37ZM77 189V188H76ZM83 189V188H82ZM95 188L93 187V189H91L92 190V192H93V190H94ZM103 189V188H102ZM2 190V191H3ZM75 190V189H74ZM81 190V189H80ZM86 190V189H85ZM84 190V191H85ZM104 190V189H103ZM260 190H262V189H260ZM53 191H54V189H53ZM55 191H56V189H55ZM60 191V190H59ZM65 191V190H64ZM67 191H70V190H66V193H67ZM73 191V190H72ZM88 191H90V190H88ZM87 191V192H88ZM97 190H95V192H96ZM161 192H163L162 190H160ZM159 191V192H160ZM165 191V190H164ZM41 192V191H40ZM42 192H43V190H42ZM45 192V191H44ZM43 192V193H44ZM75 192H77V194L80 192H78V190H76ZM29 193H32L31 195H34V197L33 198H31L30 196H29ZM42 193V194H43ZM47 193V192H46ZM55 193V192H54ZM104 193H105V191H104ZM41 194V193H40ZM41 194V195H42ZM45 194V193H44ZM72 194H74L73 192H72ZM71 194V195H72ZM76 194V193H75ZM80 194V193H79ZM78 194V195H79ZM84 194V193H83ZM90 194H92L91 192H90ZM96 194H97V192H96ZM102 194V193H101ZM257 194V193H256ZM47 195H48V193H47ZM50 195H52V194H50ZM57 195H59V194H57ZM88 195V193L85 195V196H87ZM104 195V194H103ZM161 195V194H160ZM167 195H168V193H167ZM45 196V195H44ZM60 196V195H59ZM70 196V195H69ZM72 196H74V195H72ZM80 196V195H79ZM101 196V195H100ZM111 196V195H110ZM162 196V195H161ZM185 196V197H186ZM75 197V196H74ZM88 197V196H87ZM105 197V196H104ZM251 197H252V195H251ZM46 198H48L47 196L45 197V199L44 198H42V199H44V200H46ZM71 198V197H70ZM77 198H78V196H77ZM90 198V197H89ZM98 198V197H97ZM103 198V197H102ZM113 198H114V196H113ZM160 198V197H159ZM163 198V196L161 197V199ZM168 198V197H167ZM41 199V200H42ZM50 199L53 201V200H55V202H57L58 200H61L62 199V196H61V199L60 198H56V196H52V197H50ZM64 199V198H63ZM75 200H77L76 199V197L74 198ZM81 199V198H80ZM88 199V198H87ZM100 199V198H99ZM164 199H165V197H164ZM57 200V201H56ZM69 200H71V199H69ZM95 200V199H94ZM157 200V199H156ZM261 200V201H260ZM48 201H50L49 199H48ZM62 201V200H61ZM61 201H60V203H61ZM79 201V200H78ZM59 202V201H58ZM63 202H64V200H63ZM70 202V201H69ZM84 202V201H83ZM87 202V201H86ZM113 203H115L114 201H112ZM60 203H56L57 205H59ZM67 203V202H66ZM89 205L91 206V207H98V208H101L102 206H103V204L102 203H99L98 201H89ZM112 203V204H113ZM122 203H130L131 204V206L133 207H135L136 209L134 210L135 212L133 213V216H132V212H130V214H129V210H131V209H129L128 210V208L126 207V205L125 204H122ZM11 204V203H10ZM55 204V205H56ZM69 204V203H68ZM87 204V203H86ZM105 204V203H104ZM158 204H160V203H158ZM3 205H5V204H3ZM67 205V204H66ZM88 205V204H87ZM108 205L110 206V204L108 203ZM115 205H117V204H115ZM125 205V206H124ZM129 205V204H128ZM127 205V206H128ZM173 205V204H172ZM175 205V204H174ZM177 205V204H176ZM180 205H182L181 203H179V207H180ZM79 206H81V208H82V206L83 207H85L86 209H85V211L83 210V209H81ZM131 206L129 205V208H131ZM253 206L254 207H256V209H257V211H258V217L259 218H264V198L263 199H258V200H256V201H254V204H253ZM60 206H58V208H59ZM121 207V208H120ZM134 207L132 208V210L134 209ZM158 207V206H157ZM61 208H62V205H61ZM61 208H59V210H61ZM90 208V207H89ZM127 208V209H126ZM160 208V207H159ZM109 209V210H108ZM161 209V211H162V207L160 208ZM160 209H158L157 211L158 212H160ZM17 210H15L16 211V213L18 212ZM89 210V209H88ZM92 210V209H91ZM90 210V211H91ZM107 210V211H106ZM1 211V210H0ZM11 212H12V210H10ZM3 211H1V213H2ZM5 212H6V210H5ZM63 212V213H64ZM91 212H93V211H91ZM157 212V213H158ZM187 212V211H186ZM247 212V211H246ZM18 213V214H19ZM72 213H71V215H72ZM99 213H101L100 214V216H98L99 215ZM152 213H154V212H152ZM257 213V212H256ZM20 214V215H21ZM127 214V215H126ZM129 214V215H128ZM4 215V214H3ZM17 215V214H16ZM70 215V216H71ZM69 216V217H70ZM124 216V217H125ZM189 216V215H188ZM231 216V215H230ZM239 216V215H238ZM4 217V218H5ZM72 217V216H71ZM125 217V218H126ZM232 217V216H231ZM246 217V216H245ZM2 218V217H1ZM0 218V223H2L3 222V219H1ZM6 218H5V220H6ZM123 218V217H122ZM125 218H124V220H125ZM129 219V218H128ZM24 220V219H23ZM22 220V221H23ZM94 220H93V223H94V225L97 223V222H94ZM130 220V219H129ZM25 221V220H24ZM224 221V220H223ZM236 221V220H235ZM14 222V223H13ZM99 222V221H98ZM17 223H18V225H17ZM34 223V225H36ZM62 223V224H63ZM100 223V224H101ZM124 223H126V222H124ZM9 224L11 225V226H13V225H15V226H17V227H21V229L18 231V230H13V229H11V230H13V231H11V230H9ZM65 224V225H66ZM78 224V223H77ZM80 224V223H79ZM83 224H81L82 226H83ZM98 224V223H97ZM97 224H96V227H97ZM100 224H99V226H100ZM24 225H26V224H24ZM103 225V224H102ZM53 226H55V228H51V227H53ZM112 226V225H111ZM57 227V228H56ZM84 227V226H83ZM102 227V226H101ZM11 228V227H10ZM13 228V227H12ZM59 228H60V226H59ZM78 228V227H77ZM81 228V227H80ZM87 228V227H86ZM91 228V227H90ZM92 228H93V226H92ZM95 228V227H94ZM98 228V227H97ZM104 228H107V227H104ZM15 229V228H14ZM17 229V228H16ZM79 229V228H78ZM85 229V228H84ZM83 229V230H84ZM88 229H89V227H88ZM100 228H98V230H99ZM189 229V230H190ZM5 230V229H4ZM25 230H27V229H25ZM40 230V231H41ZM65 230V229H64ZM77 230V229H76ZM81 229H79V231H80ZM101 230V229H100ZM104 230V229H103ZM103 230H101V233H102V235H101V233H98V235L96 236L97 238H98V236H99V234H100V236H99V240H101V244L100 245H102V254L103 255H105V264H147L148 263V260L142 255V253H141V251H140V249H139V247H138V244H137V240L134 238V237H130V238H128L127 239V241L125 242V240H124V242L125 243H127V244H125V246H123V244H121V243H119V242H121V241H119L118 243H115V242H113V241H116V240H114L115 239V237H118L116 234H118L119 232L117 231V230H114L115 231V235H114V233H112V231H111V233L109 234L107 231L105 232V231H103ZM111 230V229H110ZM109 230V231H110ZM123 230V229H122ZM221 230V229H220ZM78 231V230H77ZM85 231H90V229L89 230H85ZM94 231V230H93ZM92 231V232H93ZM125 231V230H124ZM72 232L70 231L69 233H71L72 234ZM81 232V231H80ZM84 232V231H83ZM98 232H100V231H98ZM34 233V232H33ZM57 233V232H56ZM60 233H62V232H60ZM67 233H68V231H67ZM68 233V234H69ZM77 233V232H76ZM79 233V232H78ZM90 233V232H89ZM94 233H95V231H94ZM123 233V232H122ZM121 233V234H122ZM68 234H67V236H68ZM120 234V233H119ZM32 235V234H31ZM48 235V234H47ZM58 235H59V233H58ZM77 234H75L74 236H76ZM86 235H88L87 234V232H86ZM28 236V235H27ZM49 236H50V234H49ZM62 236V235H61ZM56 237V236H55ZM69 237H70V235H69ZM73 237V235L70 237V238H72ZM80 237V236H79ZM110 237V238H109ZM74 238V237H73ZM76 239H77V236L75 237ZM84 238H85V234H84ZM213 238V237H212ZM52 239V238H51ZM56 239V238H55ZM60 239V238H59ZM65 240V239H64ZM72 240V239H71ZM71 240H70V243H71ZM56 241V240H55ZM60 241V240H59ZM62 241V240H61ZM67 241V240H66ZM79 241H80V243L82 244V246L84 247V248H86V247H89V244L88 243H86L87 241H86V238L85 239H81V238H79ZM63 242V241H62ZM61 242V243H62ZM100 242V241H99ZM70 243H63V245H66V247H68V248H70V247H72V244H70ZM75 243V242H74ZM114 243V244H113ZM32 244V245H33ZM80 245V244H79ZM34 247V248H35ZM27 248H29V249H27ZM75 249H76V247H74ZM79 248V247H78ZM28 250H29V253H28ZM37 250V249H36ZM36 250H35V252H36ZM77 250V249H76ZM69 251V250H68ZM70 251H71V249H70ZM74 250H72V252H73ZM87 251H88V248H87ZM90 251V253L92 252V249H90L89 250ZM34 252V253H35ZM97 252V251H96ZM132 253H134L135 254V256L134 257H132ZM85 254V253H84ZM83 254V255H84ZM94 254V253H93ZM75 255H77V253L75 254ZM89 255V254H88ZM107 255H110V256H107ZM70 256V255H69ZM72 256V258H73V255H71ZM87 256V255H86ZM101 256V255H100ZM89 257V256H88ZM102 257V256H101ZM101 257H99V255H96V256H92V257H89V258H83L82 257V255H80V254H78V258H79V260H82L85 264H103L102 262H103V259L101 258ZM107 257H109L108 259H107ZM74 259V258H73ZM37 261V260H36ZM37 261V262H38ZM81 261V262H82ZM77 262V261H76ZM38 264V263H37Z\"/></svg>", "mask_w": 264, "mask_h": 264}, {"label": "crops", "instance_id": "0c3cea01", "mask_svg": "<svg viewBox=\"0 0 264 264\" xmlns=\"http://www.w3.org/2000/svg\"><path fill=\"white\" fill-rule=\"evenodd\" d=\"M263 195L198 235L171 218L159 227H139L133 237L147 264H264V218L258 217L253 206Z\"/></svg>", "mask_w": 264, "mask_h": 264}, {"label": "water", "instance_id": "95a60500", "mask_svg": "<svg viewBox=\"0 0 264 264\" xmlns=\"http://www.w3.org/2000/svg\"><path fill=\"white\" fill-rule=\"evenodd\" d=\"M60 8V7H59ZM63 11V10H62ZM61 11V12H62ZM61 14V13H60ZM59 14V9L57 10V13H56V17H55V20L53 21V24L47 29V31L43 34V36L36 42V44L32 47V49L30 50V52L28 53V54H30L31 53V51H32V53L28 56V55H26V56H28L26 59H25V61L20 65V64H17V60H16V62H15V65L13 66V67H15L16 65L18 66L19 65V67L17 68V69H15L12 73H10V74H7V72H9V70L8 71H4V72H2V77L4 78L3 80H5L6 79V77H7V79L5 80V83H4V85H3V83H1L0 85V91L2 90V89H4L5 88V86H7L12 80H13V78L15 77V75H17L18 74V72L22 69V67L27 63V61L29 60V58L32 56V54H33V52L36 50V49H38V47L41 45V43H42V41L50 34V32L53 30V28H54V26H55V24L58 22V16L60 15ZM38 15H40V12H38V13H35L34 15H33V20H22V23L21 22H17V23H19V25L20 26H17V27H21V25L22 26H25V24H29V25H27V28H17V31H15V32H12V33H14L13 35L14 36H12V37H10L9 38V40H8V42H7V44L5 45V48H7V49H5L4 50V52H6V54H10V55H12V54H14V56L16 57V55H18L19 53H20V48H21V45H22V40L23 39H28L29 38V36L30 35H32V34H28V32L29 31H34V27H36V28H44L46 25L44 24L43 25V23H44V19L45 18H38ZM35 18V19H34ZM32 22V23H31ZM36 22L38 23V25H36ZM33 24V27H30V25H32ZM20 38L21 39V41H20V43L19 44H17L18 43V41H17V39L16 38ZM30 40V39H29ZM23 59V60H24ZM22 60V61H23ZM12 67V68H13ZM16 68V67H15ZM5 73H6V75H5Z\"/></svg>", "mask_w": 264, "mask_h": 264}, {"label": "built area", "instance_id": "2783aa9c", "mask_svg": "<svg viewBox=\"0 0 264 264\" xmlns=\"http://www.w3.org/2000/svg\"><path fill=\"white\" fill-rule=\"evenodd\" d=\"M260 201H261V200H260ZM254 209H255V211L257 212V215H259V214H258V211H257V209H256V207H254Z\"/></svg>", "mask_w": 264, "mask_h": 264}, {"label": "flooded vegetation", "instance_id": "af4514ba", "mask_svg": "<svg viewBox=\"0 0 264 264\" xmlns=\"http://www.w3.org/2000/svg\"><path fill=\"white\" fill-rule=\"evenodd\" d=\"M3 6H5V5H3Z\"/></svg>", "mask_w": 264, "mask_h": 264}]
</instances>
